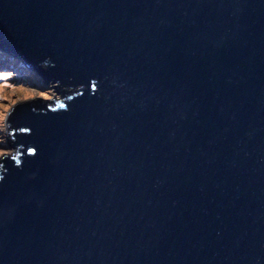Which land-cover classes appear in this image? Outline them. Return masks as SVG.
Returning <instances> with one entry per match:
<instances>
[{
  "label": "water",
  "instance_id": "1",
  "mask_svg": "<svg viewBox=\"0 0 264 264\" xmlns=\"http://www.w3.org/2000/svg\"><path fill=\"white\" fill-rule=\"evenodd\" d=\"M15 105L0 264H264V0H0Z\"/></svg>",
  "mask_w": 264,
  "mask_h": 264
},
{
  "label": "rangeland",
  "instance_id": "2",
  "mask_svg": "<svg viewBox=\"0 0 264 264\" xmlns=\"http://www.w3.org/2000/svg\"><path fill=\"white\" fill-rule=\"evenodd\" d=\"M56 84L46 81L35 69L10 52L0 49V159L12 156L15 148L8 143L6 121L11 109L32 100L59 97Z\"/></svg>",
  "mask_w": 264,
  "mask_h": 264
}]
</instances>
